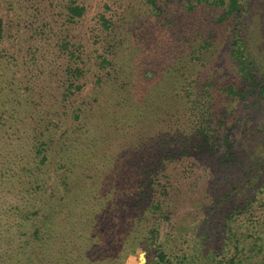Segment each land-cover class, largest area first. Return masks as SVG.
<instances>
[{"label":"trees","instance_id":"obj_1","mask_svg":"<svg viewBox=\"0 0 264 264\" xmlns=\"http://www.w3.org/2000/svg\"><path fill=\"white\" fill-rule=\"evenodd\" d=\"M2 1L0 264H264V4Z\"/></svg>","mask_w":264,"mask_h":264},{"label":"rangeland","instance_id":"obj_2","mask_svg":"<svg viewBox=\"0 0 264 264\" xmlns=\"http://www.w3.org/2000/svg\"><path fill=\"white\" fill-rule=\"evenodd\" d=\"M14 1H16L18 4H20L21 8L26 7L27 5H29V10L28 11H21L20 10V11L15 12V14H12V19H15V21H14L15 23H17L19 20L22 21V22L29 21V20H31L30 18L34 17L33 14L37 12L38 16L41 19L50 18V20L53 21L54 18H56V21H57L58 25L61 26V23H62V18L61 17L65 16L63 8L58 7L57 9H54L55 12H52V14L49 15V14H43L39 10L40 8H42V6L40 5L39 2L40 1H45V0H14ZM3 2L8 3L9 0L8 1H2V3ZM259 4L260 5L264 4V0H260ZM29 11H36V12H32L33 14H25V13H27ZM221 11H222L221 9L218 10L216 8H213L212 11H210V13H211L212 16L216 17L217 15H219V13ZM77 31L78 30L74 31L73 34H77L78 33ZM49 32H51V33H48V35L52 36L53 38H48V39H50V41L53 44H51L50 42H43V44L40 45V47H41L40 48V53H38V54L40 56L44 55V57L37 65L33 64V66H31L32 69H37L38 70V68H36V67H40L41 69H47L48 71H54L55 68L57 67V64L55 63L56 60H54L56 51L53 52V49H54L53 46L59 40V38L58 37H54L52 35V31H49ZM61 34H64V33H61ZM78 34L81 35L82 32L80 31ZM20 47H23V48H22V50H19L17 53H15V51H16L15 47L13 49H11V50L7 49V53L9 55L17 56L19 59H18V61L14 62L13 64H11V65L9 64L11 66V69L6 72L5 77L8 78V76H10V75H16L17 77H19L20 81H27V77L30 74L28 72V69H27V65L30 63V62H28V59H29V44H28L27 47H25V43L22 42L20 44ZM144 66H146L145 68H147V71L149 69H152V67H151V65L149 63L147 65H144ZM46 77H47V80H44V85H47V83H49L51 80H52L51 83L53 85L54 84L55 85L61 84V82L57 80V79H59L58 76H54V75L53 76H48L47 75ZM136 79L139 80V82H144V81H150L151 80V78H142V77H136ZM146 84H147V82L146 83L144 82L141 87L136 84V85L133 86V90H135V91L141 90V88L143 89ZM41 85H43V84H41ZM16 95H15V97H17L16 98L17 100L16 99L15 100L18 101V102L23 101L21 99H25V96H21V95L16 96ZM129 97H134L135 98V96H129ZM141 97L143 98V95H141ZM25 124L26 123H24V122H20L21 126L31 127L30 125H28V124L25 125ZM1 146H3L4 148L6 147L8 149L17 148L16 142L12 143V144H9V145H1ZM1 158H3V157H0V159ZM0 172L2 173L3 171H0ZM142 252H146V251L140 249L135 255H130L129 258L126 260L125 264H135L137 261L140 260Z\"/></svg>","mask_w":264,"mask_h":264},{"label":"water","instance_id":"obj_3","mask_svg":"<svg viewBox=\"0 0 264 264\" xmlns=\"http://www.w3.org/2000/svg\"><path fill=\"white\" fill-rule=\"evenodd\" d=\"M142 258L145 260L144 253H141Z\"/></svg>","mask_w":264,"mask_h":264}]
</instances>
